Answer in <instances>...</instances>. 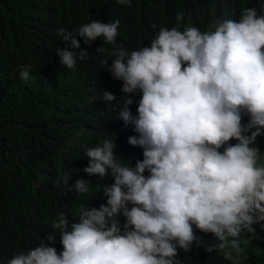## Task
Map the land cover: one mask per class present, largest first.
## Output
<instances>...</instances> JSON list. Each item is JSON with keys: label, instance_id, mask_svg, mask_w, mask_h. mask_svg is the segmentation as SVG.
I'll list each match as a JSON object with an SVG mask.
<instances>
[{"label": "clouds", "instance_id": "obj_1", "mask_svg": "<svg viewBox=\"0 0 264 264\" xmlns=\"http://www.w3.org/2000/svg\"><path fill=\"white\" fill-rule=\"evenodd\" d=\"M6 123L0 264L242 256L264 243V0H102L1 53Z\"/></svg>", "mask_w": 264, "mask_h": 264}, {"label": "trees", "instance_id": "obj_2", "mask_svg": "<svg viewBox=\"0 0 264 264\" xmlns=\"http://www.w3.org/2000/svg\"><path fill=\"white\" fill-rule=\"evenodd\" d=\"M101 4L102 0H67L63 9L52 11V4L48 0H0V55L16 52L29 40L49 36L58 28L72 26L94 6ZM241 123H248L243 113ZM21 130L18 124L6 123L0 128V135L2 132L8 139H13ZM261 131L262 135L256 138L255 143L264 148V129ZM16 167V162H10L13 171ZM200 241V244L194 241L195 245L192 244L189 251L182 253L178 258L180 264H264V247L261 245L249 248L242 256L232 253L226 258L224 250L209 254L205 250L206 240Z\"/></svg>", "mask_w": 264, "mask_h": 264}, {"label": "rangeland", "instance_id": "obj_3", "mask_svg": "<svg viewBox=\"0 0 264 264\" xmlns=\"http://www.w3.org/2000/svg\"><path fill=\"white\" fill-rule=\"evenodd\" d=\"M259 163H260V164H264V161H263L262 158L259 159ZM243 238H245V237H243ZM248 244H249V243H248ZM248 244H247V245H243V244H242V245H241L242 249L244 250V249L248 246ZM261 246L264 247V243H261ZM233 251H234V250H233ZM234 253H236V252L234 251ZM241 253H242V252H241ZM241 253H236V254L238 255V254H241Z\"/></svg>", "mask_w": 264, "mask_h": 264}]
</instances>
